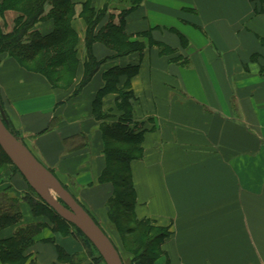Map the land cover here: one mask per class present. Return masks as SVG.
<instances>
[{
	"label": "crops",
	"instance_id": "1",
	"mask_svg": "<svg viewBox=\"0 0 264 264\" xmlns=\"http://www.w3.org/2000/svg\"><path fill=\"white\" fill-rule=\"evenodd\" d=\"M71 1L79 39L72 85H53L37 70L42 53L0 64V110L18 140L101 228L110 227L102 125L117 123L119 94L130 92L128 132L141 134L129 163L132 219L165 231L155 264H264V3L89 0L108 5L115 19L137 4L125 33L143 49L119 59L95 43L93 56L106 60L81 86L86 26L78 14L88 0ZM129 65L136 72L122 75L96 106L105 74ZM24 196L37 202L19 172L4 176L0 204L15 199L21 225L39 231L23 261L0 264H104L68 225L45 209L32 213Z\"/></svg>",
	"mask_w": 264,
	"mask_h": 264
},
{
	"label": "trees",
	"instance_id": "2",
	"mask_svg": "<svg viewBox=\"0 0 264 264\" xmlns=\"http://www.w3.org/2000/svg\"><path fill=\"white\" fill-rule=\"evenodd\" d=\"M259 1L264 3V0ZM136 7L137 4H131L129 9L120 12L115 19L114 16L108 14V5L96 8L89 0L81 5L78 17L82 19L86 26L84 48L87 54V60L83 66L81 86L93 77L99 70L100 65L106 60L104 58L98 61L93 56L91 48L95 43L102 44L114 53L115 58L119 59L142 52V44L130 42V37L125 33V17ZM7 12L14 13L15 17L10 32H4L3 25L0 23V53L8 52L19 56L25 55L26 61L33 60L38 54L42 53L44 64L40 67V72L48 78L58 81L63 76L75 75L78 69L77 46L79 39L72 27V22L76 16V6L71 0H0V18ZM136 70V65H129L125 68H115L106 73V87L97 96L94 104L99 106L101 95L109 91V87L116 86L122 75L127 73L128 77H131ZM132 98L133 95L130 92H120L116 107L118 111L122 112V116L115 124L102 125L105 138L118 145L126 146L125 149L114 148L108 151L105 148L108 168L104 173V181L110 182L113 186L108 219L116 229L121 228L119 221L125 214L132 213L133 207L134 193L129 174V163L137 156L130 155L128 149L139 143L141 134L128 132L132 115ZM4 123L10 133L17 138L6 119ZM137 151L139 152V148ZM15 172L18 173L17 169L0 148V182L4 176ZM29 189L37 202L25 196L23 200L31 207L32 213L35 208L41 210V214L43 213L42 210L45 209L52 220L72 228L87 249H93L98 255L97 251L79 230L62 220L30 187ZM8 201L9 203L6 206L0 204V232L10 226L15 229L11 237L5 240L0 239V261L16 263L23 261V254L34 243L39 227L38 225L22 226V215L14 205L16 200L9 199ZM92 219L100 227L93 217ZM143 223H147V221L138 222L142 225ZM136 225L137 223L135 227L139 228ZM152 228L150 226V230ZM165 237L166 233L160 238L158 236L148 238L143 243L144 248L140 249L141 246H138V250L132 253L136 264H155L161 256L160 244ZM99 260L102 261L101 257Z\"/></svg>",
	"mask_w": 264,
	"mask_h": 264
},
{
	"label": "water",
	"instance_id": "3",
	"mask_svg": "<svg viewBox=\"0 0 264 264\" xmlns=\"http://www.w3.org/2000/svg\"><path fill=\"white\" fill-rule=\"evenodd\" d=\"M0 110V148L34 193L90 242L104 264H122L118 251L92 217L5 126Z\"/></svg>",
	"mask_w": 264,
	"mask_h": 264
},
{
	"label": "rangeland",
	"instance_id": "4",
	"mask_svg": "<svg viewBox=\"0 0 264 264\" xmlns=\"http://www.w3.org/2000/svg\"><path fill=\"white\" fill-rule=\"evenodd\" d=\"M14 17H15L14 13L7 12L2 18H0V23H2L3 25L2 29L4 32H10L12 30L11 28L14 22ZM11 60H15L17 62H27L25 55L19 56L18 54H11L8 52L0 53V64H3ZM37 70L40 71V68L39 69L37 68ZM74 77L75 75L70 76L69 74V75L63 76L58 81L54 80L53 78L51 80L50 78V83L53 85H58L62 87H63V84H67V83H70L72 85L74 83ZM131 114H132V109H131ZM132 123H134V118L131 115L130 124ZM132 147L133 148L130 147L128 149L130 155L135 156V157L138 156V151H137V149L139 148L138 144ZM105 148H106V151H108L114 148L125 149L126 146L118 145L117 143L111 141L110 139L105 138ZM131 214L132 213L129 212L128 214H125V216L121 218V220L119 221L121 225L120 229L114 228L111 225V223H109L110 227L108 225H105L106 227L102 228V230L105 232V234L109 237V239L112 241V243L116 247L118 254L122 260V264H136V262L134 261V257L132 256V253L138 250L139 248L138 246H141L140 249L144 248L143 243H145L146 239L154 238L157 236L160 238L165 233V231L161 229H157V228H152L150 230V222L143 223V225L138 224L137 221L132 219ZM136 223H137L136 226H138L139 228L135 227ZM134 240H136V242H134Z\"/></svg>",
	"mask_w": 264,
	"mask_h": 264
}]
</instances>
